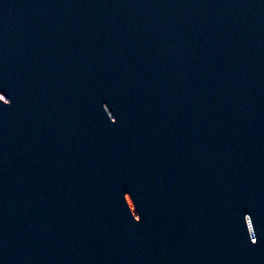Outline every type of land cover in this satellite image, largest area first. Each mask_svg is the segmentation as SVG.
Returning <instances> with one entry per match:
<instances>
[{
	"label": "water",
	"instance_id": "95a60500",
	"mask_svg": "<svg viewBox=\"0 0 264 264\" xmlns=\"http://www.w3.org/2000/svg\"><path fill=\"white\" fill-rule=\"evenodd\" d=\"M0 95V264H264V0H0Z\"/></svg>",
	"mask_w": 264,
	"mask_h": 264
},
{
	"label": "snow or ice",
	"instance_id": "6c2138e0",
	"mask_svg": "<svg viewBox=\"0 0 264 264\" xmlns=\"http://www.w3.org/2000/svg\"><path fill=\"white\" fill-rule=\"evenodd\" d=\"M4 97L2 95H0V100H3ZM113 123H115V121H113ZM140 217L137 216L136 220L139 221ZM253 244L256 243V241H252Z\"/></svg>",
	"mask_w": 264,
	"mask_h": 264
}]
</instances>
